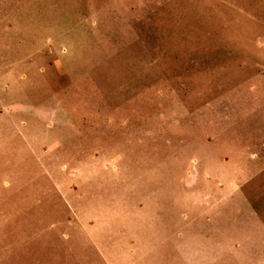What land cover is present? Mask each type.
Masks as SVG:
<instances>
[{
    "label": "rangeland",
    "instance_id": "obj_1",
    "mask_svg": "<svg viewBox=\"0 0 264 264\" xmlns=\"http://www.w3.org/2000/svg\"><path fill=\"white\" fill-rule=\"evenodd\" d=\"M0 264H264V0H0Z\"/></svg>",
    "mask_w": 264,
    "mask_h": 264
}]
</instances>
